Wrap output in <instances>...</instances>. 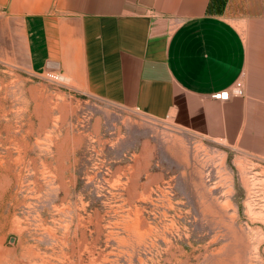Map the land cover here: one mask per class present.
Masks as SVG:
<instances>
[{
    "label": "rangeland",
    "instance_id": "1",
    "mask_svg": "<svg viewBox=\"0 0 264 264\" xmlns=\"http://www.w3.org/2000/svg\"><path fill=\"white\" fill-rule=\"evenodd\" d=\"M2 25L0 264H264V158L32 73Z\"/></svg>",
    "mask_w": 264,
    "mask_h": 264
},
{
    "label": "crops",
    "instance_id": "2",
    "mask_svg": "<svg viewBox=\"0 0 264 264\" xmlns=\"http://www.w3.org/2000/svg\"><path fill=\"white\" fill-rule=\"evenodd\" d=\"M0 20L32 73L264 158V0H0Z\"/></svg>",
    "mask_w": 264,
    "mask_h": 264
},
{
    "label": "built area",
    "instance_id": "3",
    "mask_svg": "<svg viewBox=\"0 0 264 264\" xmlns=\"http://www.w3.org/2000/svg\"><path fill=\"white\" fill-rule=\"evenodd\" d=\"M43 75L44 77H46L51 81L59 82L62 80L61 75L58 73L47 71ZM240 95H243V85L240 79L235 80L231 85H229L225 89L212 91L210 93V96L213 99H218V100H227L231 96H240Z\"/></svg>",
    "mask_w": 264,
    "mask_h": 264
}]
</instances>
